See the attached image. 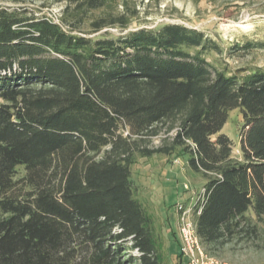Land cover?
Wrapping results in <instances>:
<instances>
[{"label":"trees","instance_id":"obj_1","mask_svg":"<svg viewBox=\"0 0 264 264\" xmlns=\"http://www.w3.org/2000/svg\"><path fill=\"white\" fill-rule=\"evenodd\" d=\"M69 1L67 29L0 9V264H165L133 178L155 157H186L204 178L207 254L264 250V69L209 62L221 46L177 24L91 37L127 30L137 9ZM236 109L241 160L222 133Z\"/></svg>","mask_w":264,"mask_h":264},{"label":"rangeland","instance_id":"obj_2","mask_svg":"<svg viewBox=\"0 0 264 264\" xmlns=\"http://www.w3.org/2000/svg\"><path fill=\"white\" fill-rule=\"evenodd\" d=\"M69 3V0H0V9L23 11L63 26L62 17ZM133 8L139 14L131 19L127 30L109 27L91 37L108 33L109 37L116 38L130 31L154 30L162 25L177 24L201 31L221 46L222 55H208L209 62L220 60L235 73L252 68L264 69V50L257 46L264 42V0H127L126 6L119 5L110 11L114 15L129 14ZM69 9L68 16L73 22L79 16L76 17L77 11L73 7ZM91 19L79 24L83 32L89 30ZM242 122L240 110H233L222 130L233 142V157L239 160L242 159L239 133ZM158 144L159 139H156L154 145ZM186 160L183 156L155 157L139 160L133 168V178L139 187L137 196L149 213L156 216L165 264H188L181 258L175 238L171 241L167 237L166 241L161 235L160 229L166 225L165 217L173 209L177 214L179 231V205L194 203L204 188V178L193 174ZM136 256L134 252L133 257ZM217 259L226 264H264V250L238 247L234 252L225 251Z\"/></svg>","mask_w":264,"mask_h":264},{"label":"built area","instance_id":"obj_3","mask_svg":"<svg viewBox=\"0 0 264 264\" xmlns=\"http://www.w3.org/2000/svg\"><path fill=\"white\" fill-rule=\"evenodd\" d=\"M186 189L189 190L188 187ZM204 195L205 188H202L194 203L181 204L178 207L180 254L188 264H226L209 256L197 236L195 216L200 215L201 208L195 210V207L204 202Z\"/></svg>","mask_w":264,"mask_h":264},{"label":"crops","instance_id":"obj_4","mask_svg":"<svg viewBox=\"0 0 264 264\" xmlns=\"http://www.w3.org/2000/svg\"><path fill=\"white\" fill-rule=\"evenodd\" d=\"M159 206H160V204H159ZM172 210L169 212L167 217H165L166 225L165 224H164L165 226L162 225V228L160 229V231H161V235L163 236V238H165L166 241H167V237H169L170 238L169 240H171V241H172L173 238H175L174 240L177 242V244L180 247V236H179L178 224H177V214L175 212H173L174 210L173 211ZM150 214L152 215V217L155 220L156 216L153 215L152 213H150ZM156 226H157V224H156ZM173 226H175V228ZM211 257H213V256H211Z\"/></svg>","mask_w":264,"mask_h":264}]
</instances>
